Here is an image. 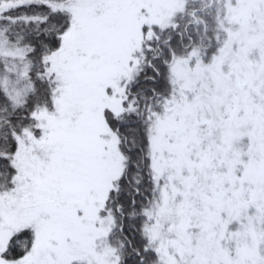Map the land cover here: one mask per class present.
I'll return each mask as SVG.
<instances>
[{"label": "snow or ice", "instance_id": "1", "mask_svg": "<svg viewBox=\"0 0 264 264\" xmlns=\"http://www.w3.org/2000/svg\"><path fill=\"white\" fill-rule=\"evenodd\" d=\"M0 264H264V0H0Z\"/></svg>", "mask_w": 264, "mask_h": 264}]
</instances>
